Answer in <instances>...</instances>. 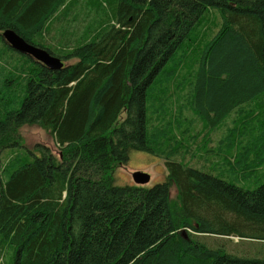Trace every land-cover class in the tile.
Segmentation results:
<instances>
[{
  "label": "trees",
  "instance_id": "trees-1",
  "mask_svg": "<svg viewBox=\"0 0 264 264\" xmlns=\"http://www.w3.org/2000/svg\"><path fill=\"white\" fill-rule=\"evenodd\" d=\"M5 30L63 67L0 36V261L80 264L93 208L127 189L114 169L142 153L163 160L165 180L132 188L152 202L126 201L124 246L98 264H264V0H0ZM179 95L201 132L174 108ZM23 126L49 134L57 156L21 148ZM11 149L21 158L4 165ZM230 238L241 251L225 249Z\"/></svg>",
  "mask_w": 264,
  "mask_h": 264
},
{
  "label": "rangeland",
  "instance_id": "rangeland-1",
  "mask_svg": "<svg viewBox=\"0 0 264 264\" xmlns=\"http://www.w3.org/2000/svg\"><path fill=\"white\" fill-rule=\"evenodd\" d=\"M184 92L181 94L183 96ZM179 95V99H177L175 103V109L178 110V107L181 109L182 118H185L187 120H193L188 127L190 128L191 132L197 133L200 130V125L195 124L193 115L189 111L188 105H184V101ZM156 115H153L152 118H155ZM231 118L232 116H228L221 124L217 127L215 131H213L210 135V142L208 143L207 147L210 148H216L218 141L223 137L226 130L231 129ZM165 121H170V119H165ZM155 124L156 122H152ZM156 126V125H154ZM183 127V126H181ZM178 132V131H177ZM173 135V133H172ZM175 135L177 136V133L175 132ZM18 137H19V144L20 147L25 150H32L34 146H43L48 148L50 153L54 156H57L58 148L56 147L53 139L49 134L42 131L38 127L35 126H23L18 130ZM200 135L197 136L196 142L199 143L200 141ZM172 143V142H171ZM197 143V144H198ZM173 144V143H172ZM22 151L19 149H11V150H5L2 154V161L5 162L4 165H6V162L9 160L14 159V163L17 162V159L21 158ZM192 155V154H191ZM195 156V155H193ZM179 158L176 157L175 161H178ZM185 161L189 165H194V161L189 159V155H187L184 158ZM190 160V161H189ZM205 160L209 162L218 161V158L215 157V155L209 154L205 156ZM197 163H200L198 161ZM207 166L209 164L207 163ZM196 167V166H195ZM214 170H218L217 167H212ZM134 172H140L148 175L149 181L148 183L138 186L132 183L131 181V174ZM211 173L214 175V171L211 170ZM113 176L115 180L117 181V185L120 187H126L125 192H121L120 195H118L117 198H109L108 202L104 204L97 203L95 207L93 208L89 220L86 222V224L83 227L81 238L84 245V256L82 258V261L80 264H98L101 261L104 260V258L109 256L115 251L120 250L124 246V242L119 241V230L126 219L131 217L132 210L128 209L126 206V201L130 200V204L132 208H135L136 206H142L148 210V205L152 201H147L143 197L139 200L140 194L137 191L132 190V188H144L148 189L155 184L163 183L166 176V171L164 169L163 160L161 158H155L151 157L148 154H142V153H132L129 156V160L124 166L118 167L114 169ZM6 175H4V178ZM3 178V179H4ZM223 178L226 181H230L227 176H223ZM234 181V180H233ZM234 185L242 187H247L249 185H244L245 183L241 180H236L233 182ZM244 183V184H243ZM252 186V185H251ZM250 187V186H249ZM176 192L175 188L173 186L169 187L168 189V197L174 198ZM231 241L224 240V246L227 251L232 252H239L242 250V248L239 246L240 240L236 238H230ZM249 242L245 241V246L247 247ZM252 244V243H251ZM255 244V243H254ZM259 245H256L258 247ZM256 247H253L252 249H249L248 252L252 251L253 249H256ZM134 250V249H132ZM246 254V253H245ZM125 259L123 262L131 260L133 257V251H129L125 255ZM8 258V255L6 259ZM5 262L2 258L0 261L1 264H5ZM124 264V263H123Z\"/></svg>",
  "mask_w": 264,
  "mask_h": 264
},
{
  "label": "water",
  "instance_id": "water-1",
  "mask_svg": "<svg viewBox=\"0 0 264 264\" xmlns=\"http://www.w3.org/2000/svg\"><path fill=\"white\" fill-rule=\"evenodd\" d=\"M0 36L11 50L31 58L48 70L55 71L63 67L58 58L51 56L41 48L27 44L11 30L1 32ZM131 181L135 185L142 186L148 183L149 177L144 173L134 172L131 174Z\"/></svg>",
  "mask_w": 264,
  "mask_h": 264
}]
</instances>
